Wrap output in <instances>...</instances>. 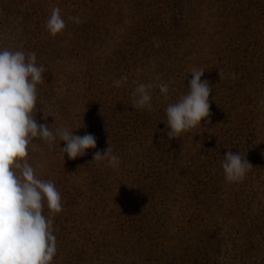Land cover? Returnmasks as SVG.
<instances>
[{
    "label": "rangeland",
    "instance_id": "obj_1",
    "mask_svg": "<svg viewBox=\"0 0 264 264\" xmlns=\"http://www.w3.org/2000/svg\"><path fill=\"white\" fill-rule=\"evenodd\" d=\"M53 6L66 21L55 37ZM0 48L44 66L38 123L96 137L75 160L59 140L28 148L61 194L50 264H264V0H0ZM194 67L213 88L210 122L169 140L165 108ZM157 75L167 98L153 88L151 111L134 109L136 83ZM108 143L115 170L91 163ZM229 150L252 165L239 183L224 180Z\"/></svg>",
    "mask_w": 264,
    "mask_h": 264
},
{
    "label": "clouds",
    "instance_id": "obj_2",
    "mask_svg": "<svg viewBox=\"0 0 264 264\" xmlns=\"http://www.w3.org/2000/svg\"><path fill=\"white\" fill-rule=\"evenodd\" d=\"M68 19L80 23L78 15ZM44 27L52 37L65 30L66 21L58 6L52 7ZM36 61L33 51L0 48V264H50L57 252L53 216L62 211L61 194L51 180L39 178L26 159L30 145L33 150L39 147L33 141H41L51 151L59 140L64 143L60 152L71 160L96 148L92 134L79 136L65 126L53 130L46 123H38V85L45 82V68ZM204 72L194 67L188 91L166 106L163 123L169 140L181 138L183 133L201 126L202 121L210 122L209 96L213 88L208 80L202 81ZM219 76H223L220 71ZM125 83L126 76L113 80L117 88ZM153 88L167 98L169 83L160 82L157 75L154 82L136 83L131 94L132 107L151 111ZM259 104L264 109V99ZM93 162H106L105 166L115 170L121 159L108 143L105 150L94 152ZM221 168L225 182L233 184L243 181L252 165L246 155L229 150ZM45 204L47 216L43 214Z\"/></svg>",
    "mask_w": 264,
    "mask_h": 264
},
{
    "label": "trees",
    "instance_id": "obj_3",
    "mask_svg": "<svg viewBox=\"0 0 264 264\" xmlns=\"http://www.w3.org/2000/svg\"><path fill=\"white\" fill-rule=\"evenodd\" d=\"M192 264H195V263H192Z\"/></svg>",
    "mask_w": 264,
    "mask_h": 264
}]
</instances>
